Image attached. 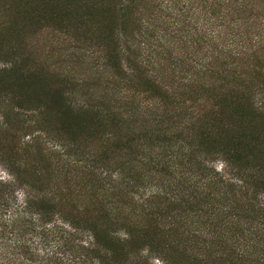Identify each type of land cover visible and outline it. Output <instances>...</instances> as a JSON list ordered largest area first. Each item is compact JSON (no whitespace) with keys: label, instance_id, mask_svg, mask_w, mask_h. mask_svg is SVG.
Returning <instances> with one entry per match:
<instances>
[{"label":"trees","instance_id":"trees-1","mask_svg":"<svg viewBox=\"0 0 264 264\" xmlns=\"http://www.w3.org/2000/svg\"><path fill=\"white\" fill-rule=\"evenodd\" d=\"M125 1L110 46L81 55L97 88L21 110L34 117L27 156L0 155L11 178L0 182V264H264V9L259 0H167L182 34L155 51L147 26L125 28L135 7ZM3 53L0 76L21 74ZM176 69L181 88L212 101L208 123L196 98L159 82ZM30 73L26 86L50 88ZM7 102L0 92L5 128ZM38 147L53 173L30 163ZM143 173L159 178L154 192L139 191Z\"/></svg>","mask_w":264,"mask_h":264},{"label":"rangeland","instance_id":"rangeland-1","mask_svg":"<svg viewBox=\"0 0 264 264\" xmlns=\"http://www.w3.org/2000/svg\"><path fill=\"white\" fill-rule=\"evenodd\" d=\"M131 1L135 7H133L134 10L127 12L128 21L125 28L135 34L133 31L135 25L137 30L143 28L142 25L147 26L150 33L144 38L148 46L155 51H159L158 45L162 46L164 42L169 41L168 35L178 38L182 34L181 32L174 34L173 30L183 28V16L176 14L167 0H155L151 4L152 7L148 6V0ZM122 2L125 4L130 1L0 0V50L4 51L1 59L13 58L14 69L21 73L15 76L6 75L9 76L8 78L0 76V92L8 99L5 113L10 124L7 128L0 126V155L3 154L5 158L16 156L18 159L22 156L25 159L27 156L25 153L27 148L24 145L28 140V133L33 130L30 122L34 120V117L26 112L23 114L21 110H29L38 101L47 104L53 101V98L59 97L61 93L59 91L63 94L73 93L79 96L89 94L97 88L100 79L96 80L97 77L94 76L92 69L85 65L86 62L81 63V55L87 54L85 49L88 52H100L101 49L110 46L108 39L120 32L118 18ZM157 3L158 7L155 6ZM259 3L264 9V0H259ZM111 24L115 25V29L111 27ZM130 24H132L131 27ZM131 36L136 42L142 40V35ZM167 49L164 48V51L169 53L170 48ZM1 67L0 62V69ZM143 69L145 70L146 67ZM33 70H37L44 78H50V82L48 81L51 84L50 88L43 91L42 87L37 90L25 85ZM148 70H150L149 76L161 73L159 68L153 69L152 72L151 69ZM77 74L83 75L84 79L76 77ZM181 77L183 76L176 69L174 73L166 72V76H163L159 82L177 88L183 83ZM175 91L179 96L196 98L197 106L193 110L200 111L199 123L201 125L208 123L209 117L211 118L212 101H206L207 98L204 97L203 92L195 90L192 93L191 89L185 88L175 89ZM199 116H202L201 122ZM39 118L37 116L36 119ZM43 122H46L48 126L51 123V126L57 127L49 122L46 116ZM203 128L204 126L201 131ZM39 151L38 147L28 157L30 163H35L36 166L45 168L46 172L53 173L52 167L39 155ZM212 167L218 172L221 171L222 165L220 161H215ZM144 175L147 177L145 181H136L140 185L139 191L145 187V193L154 192V182L159 178H156L154 174L148 176L145 173ZM10 179L0 166V182H8ZM85 181L90 182L89 178ZM90 194L93 195L92 190L87 191L84 196L90 198ZM69 197L80 202L85 201V198L78 197L73 194V191ZM22 198L21 193L18 192L17 201L21 202ZM182 210L185 209L182 208Z\"/></svg>","mask_w":264,"mask_h":264},{"label":"clouds","instance_id":"clouds-1","mask_svg":"<svg viewBox=\"0 0 264 264\" xmlns=\"http://www.w3.org/2000/svg\"><path fill=\"white\" fill-rule=\"evenodd\" d=\"M156 264H162V262L161 261H157Z\"/></svg>","mask_w":264,"mask_h":264}]
</instances>
